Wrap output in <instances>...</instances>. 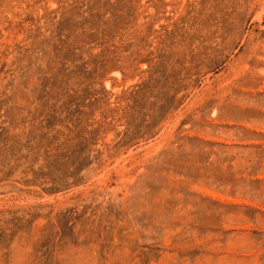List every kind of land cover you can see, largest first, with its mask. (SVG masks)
Listing matches in <instances>:
<instances>
[{
	"label": "rangeland",
	"instance_id": "obj_1",
	"mask_svg": "<svg viewBox=\"0 0 264 264\" xmlns=\"http://www.w3.org/2000/svg\"><path fill=\"white\" fill-rule=\"evenodd\" d=\"M0 264H264V0H0Z\"/></svg>",
	"mask_w": 264,
	"mask_h": 264
}]
</instances>
